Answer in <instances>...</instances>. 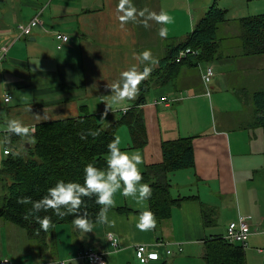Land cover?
Here are the masks:
<instances>
[{
    "label": "crops",
    "instance_id": "obj_1",
    "mask_svg": "<svg viewBox=\"0 0 264 264\" xmlns=\"http://www.w3.org/2000/svg\"><path fill=\"white\" fill-rule=\"evenodd\" d=\"M208 2L132 0L138 12L163 10L172 18L180 13L178 9L186 8L188 13L192 5L201 18L211 4ZM118 3L0 0V44L8 45L6 57L0 61V163L4 148L9 147L5 132L11 118L21 120L32 130L38 122L85 112L94 114L102 124L121 117L123 110L115 106L105 113L111 91L106 85L118 80L120 72L129 67L135 65L142 70L144 65L135 54L148 49L158 63L144 79L145 102L136 103L142 92L134 100L125 101L130 108L138 104L146 143L130 146L125 124L119 125L116 136L122 140V150L141 153V172L161 162L162 141L191 136L193 164L168 175L172 195L184 199L172 206L167 220L141 230L137 225L142 212L149 210V201L137 204L117 192L109 212L116 220L115 226L95 221L93 231L81 237L83 234L73 230L72 225L61 223L54 227L53 242L45 248L27 231L25 243L17 242V225L12 223V232L4 233L2 228L8 224L0 220V258L9 256L11 264H60V260L83 264L79 250L92 246L105 254L107 264H137L135 246L144 243L156 250L159 258L138 261L141 264H193L195 257L203 254L207 238L225 236L229 221L239 214H249L250 234L242 246L245 264H264V137L262 127L254 124L255 104L246 103L250 93L264 88L259 85L264 84V55L242 52L238 19L243 15L229 18L236 23L233 30L230 22L219 24L215 34L218 52L212 60L196 65L193 60L183 61L170 71L165 61L168 51L182 43L195 24H184L186 33L167 25L168 36L162 38L158 34L161 25L147 14L121 23ZM34 16H39L41 22L29 34H20L18 25ZM56 31L69 36L61 47H57ZM206 63L215 70L210 94H206L200 75V67ZM163 75L167 77L162 82ZM6 93L11 96L7 101ZM163 95L173 100L164 103L160 101ZM202 195L217 209L215 213H205L206 199ZM216 222L225 224L223 231L214 229ZM185 258L189 262H183ZM199 259L205 263L202 255Z\"/></svg>",
    "mask_w": 264,
    "mask_h": 264
},
{
    "label": "trees",
    "instance_id": "obj_2",
    "mask_svg": "<svg viewBox=\"0 0 264 264\" xmlns=\"http://www.w3.org/2000/svg\"><path fill=\"white\" fill-rule=\"evenodd\" d=\"M224 17L225 9L213 2L204 16L195 23L185 40L168 51L165 61L170 71L177 69L183 61L193 60L196 65L202 61L212 60L218 52L216 29ZM238 22L242 52L246 55H264V13L240 17ZM185 47L195 48L199 50V54L187 56L176 62L177 52ZM166 77L163 75L161 81H165ZM144 81L139 85V93H142L136 101L138 104L145 102ZM253 98L254 124L262 127L264 137V88L256 90ZM138 104L108 124H102L94 114L86 112L38 122L32 130L29 129L35 143L31 142L32 136L21 137L5 132L9 147L4 148L8 151L3 150L4 156L0 163V180L6 182H4L6 192L0 199V216L22 226L28 236L44 248L53 242V229L56 225L61 223L72 225L76 215H86L90 222H95L101 205L96 203L94 196L83 198L78 214H69L62 219L57 217L52 209L38 213L42 217H51L53 225L48 231L43 230L33 216L26 218L31 204L21 203V200L26 197L33 201L41 199L48 187L58 180L83 183V169L89 163H94L99 168L106 167L107 144L116 137V130L121 124L127 125L129 129L130 146H143L146 143V128L142 113L136 107ZM89 129L98 130L99 135L93 137L88 134ZM82 133L87 134L86 138H82ZM161 147V162L152 164L141 172L142 180L149 183L152 188V194L148 199V211L152 213L155 224L167 220L172 206L184 199V196L171 197L168 173L188 167L194 162L191 136L164 140ZM17 152L19 155H15ZM202 257L206 264H245L241 244L224 235L207 238L204 241Z\"/></svg>",
    "mask_w": 264,
    "mask_h": 264
},
{
    "label": "clouds",
    "instance_id": "obj_3",
    "mask_svg": "<svg viewBox=\"0 0 264 264\" xmlns=\"http://www.w3.org/2000/svg\"><path fill=\"white\" fill-rule=\"evenodd\" d=\"M118 19L121 23L135 21L137 16H147L154 19L161 27L158 34L162 38L168 36L167 25L172 23V16L167 11L159 13L144 9L137 10L132 0H119L117 5ZM135 58L144 65L142 70L137 66L129 67L119 74V79L106 86L111 90L110 98L105 101V113L113 111L114 106L122 110H127L128 104L125 101L134 100L139 93L140 82L146 79L152 72V65L158 63V60L152 56L150 50L145 49L135 54ZM30 107V106H29ZM29 110V108H28ZM7 133L15 134L21 137H30L32 134L23 122L16 118L7 121ZM88 134L93 137L99 135L98 130H88ZM82 138H86L82 133ZM32 143L35 138L32 136ZM19 155V152L15 153ZM106 167L99 168L94 163L85 165L83 172V183L78 181L58 180L54 185L48 187L46 194L38 200H31L26 197L21 203H30L31 207L26 213L27 216H33L40 227L48 231L53 221L50 216H40L42 210L52 209L59 218H64L69 214H78L84 197H95L97 204L101 205L96 216V223L105 226H115L116 220L110 217V209L114 206V195L121 192L125 197H131L137 204L147 201L152 188L149 183H141L142 174L139 165L142 163V155L139 151L128 153L122 150V140L119 136L114 137L107 144V154L105 156ZM155 226V220L150 211H144L141 214L140 222L137 227L141 230H148ZM94 224L90 222L86 215H76L72 228L79 230L83 235L93 231Z\"/></svg>",
    "mask_w": 264,
    "mask_h": 264
},
{
    "label": "built area",
    "instance_id": "obj_4",
    "mask_svg": "<svg viewBox=\"0 0 264 264\" xmlns=\"http://www.w3.org/2000/svg\"><path fill=\"white\" fill-rule=\"evenodd\" d=\"M41 20L39 16H34L32 17L28 22L26 23H20L19 26V32L20 34H29L31 32V29L33 26L36 24L40 23ZM54 36L57 39V47H61L62 44L68 40L69 36L68 34H65L63 32L56 31L54 32ZM8 51V45L7 44H0V61L6 57V53ZM199 54V50L191 47H185L180 49L177 52L175 61L179 62L183 58L193 55L197 56ZM199 64V63H198ZM200 75L201 79L206 87V94H210V88H209V83L211 82L212 78L215 75V70L212 67V65L206 63L203 66L200 67ZM10 94L6 93L4 95L5 100L10 99ZM176 99V98H174ZM172 101L173 99L168 98L166 95H163L160 97V101L164 103H168L169 101ZM129 107H127L128 109ZM126 111V110H123ZM5 152L8 150L5 149ZM239 219L229 221L226 232H225V237L237 241L238 243L241 244V246H245L248 236L250 234V228H249V223H248V218H250L249 214H239ZM115 239L113 243L115 244ZM170 250L166 249V253H169ZM135 256L140 262H147L149 259H157L159 258L158 252L156 250H152L148 247V245L142 243V244H137L135 246ZM78 257L82 258L87 262L88 264H107L105 260V254H103L100 251H97L94 249L92 246H86L83 247L82 249L79 250L78 252ZM60 264H65V261L60 260ZM0 264H11V260L8 257H2L0 258Z\"/></svg>",
    "mask_w": 264,
    "mask_h": 264
},
{
    "label": "rangeland",
    "instance_id": "obj_5",
    "mask_svg": "<svg viewBox=\"0 0 264 264\" xmlns=\"http://www.w3.org/2000/svg\"><path fill=\"white\" fill-rule=\"evenodd\" d=\"M201 2H203V1H201ZM209 2L211 4L213 2H216L219 7L225 9V17L218 24H220L222 22H230V24H232L230 29L234 28V24H236V23L234 22L233 19H229V18H232V17L233 18H238L241 15L247 16V15H251V14L264 13V0H209ZM178 10H179L180 13L173 15L172 23L168 24V26L172 25L171 28H172L173 31L177 30V29H181V31H182V29H184V32L186 33L187 28H186V26H184V24L187 25L188 22H190L191 25H194L198 21V19L200 18L201 14L197 10H195L193 5H192V8L189 9L188 13H186V8H185L184 11L181 10V9H178ZM257 65L260 66V64H257ZM259 71L262 74L261 70H259ZM259 85H262L261 87H264L263 83H259ZM251 97H252V99H251ZM246 103H250V104L254 103V98H253V95H251V93H250L249 96H247V102ZM8 105L12 106L13 104L10 103ZM126 111H123V112L125 113ZM262 140H263V137H262ZM172 171H170V172H172ZM169 173H168V175H169ZM4 182H5L4 180L3 181L0 180V199H1L2 195L6 192V184H5L6 182L5 183ZM169 193H170L171 197H174L170 190H169ZM199 195H201V194H198V196ZM202 196L205 198V195H202ZM171 210H172V208H171ZM204 210H205V213H215L217 211L216 208H213L210 204H208V200L207 199H206V202L204 203ZM237 219H239V216H237ZM250 219H251V217L248 218V220H247L248 223H249V228H250ZM0 220H5L7 222V224H8V225H6V226H4L2 228V231L4 233L12 232V225H13L12 223H14L17 226H19L20 228H22V229H20L17 226H15V239H16L17 242H21V244L25 243L24 234H26V230L22 226H20L19 224L11 221V219H9L7 217L0 216ZM224 228H225V224L223 222H219V223L216 222V224L214 225V229L217 230V231H223ZM8 235L11 236L10 233ZM30 240H32V239H30ZM28 242H29V240H28ZM29 245L31 246L30 242H29ZM0 250H1V248H0ZM5 250H7V249L5 248ZM201 255L202 254L200 253L198 257H195V259L193 261V264H196L195 260H197V262L199 260V264H201L200 260L202 258L199 259ZM2 257H7V256H2ZM8 258H10V257L8 256ZM179 259H183V256L180 257ZM138 261H137V264H141ZM183 262H189V261L185 258V261H183ZM82 263L83 264H87V263H85V261H82ZM166 264H172V262L168 261ZM178 264H183V263L180 262ZM204 264H206V263H204Z\"/></svg>",
    "mask_w": 264,
    "mask_h": 264
}]
</instances>
